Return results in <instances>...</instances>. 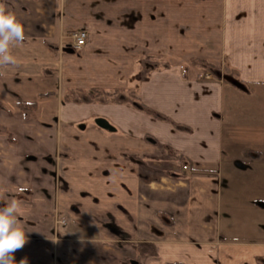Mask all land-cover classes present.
<instances>
[{
    "label": "crops",
    "instance_id": "1",
    "mask_svg": "<svg viewBox=\"0 0 264 264\" xmlns=\"http://www.w3.org/2000/svg\"><path fill=\"white\" fill-rule=\"evenodd\" d=\"M4 2L17 264H264V0Z\"/></svg>",
    "mask_w": 264,
    "mask_h": 264
},
{
    "label": "clouds",
    "instance_id": "2",
    "mask_svg": "<svg viewBox=\"0 0 264 264\" xmlns=\"http://www.w3.org/2000/svg\"><path fill=\"white\" fill-rule=\"evenodd\" d=\"M24 41L23 24L9 10L4 0H0V67L17 64L11 50L22 46ZM19 208V201L0 189V264H17L14 253L27 243ZM19 264H27V261L21 260Z\"/></svg>",
    "mask_w": 264,
    "mask_h": 264
},
{
    "label": "built area",
    "instance_id": "3",
    "mask_svg": "<svg viewBox=\"0 0 264 264\" xmlns=\"http://www.w3.org/2000/svg\"><path fill=\"white\" fill-rule=\"evenodd\" d=\"M72 40H73V48L75 50H79V49L83 48L84 45L86 44L87 33L85 31L76 32L72 35ZM203 78L206 80L211 79L208 75H204ZM184 169L188 170L187 167H184ZM57 223H58V225H63V224H65V221L59 220Z\"/></svg>",
    "mask_w": 264,
    "mask_h": 264
},
{
    "label": "water",
    "instance_id": "4",
    "mask_svg": "<svg viewBox=\"0 0 264 264\" xmlns=\"http://www.w3.org/2000/svg\"><path fill=\"white\" fill-rule=\"evenodd\" d=\"M97 125L102 128V129H105V130H110V131H113L114 129H112V127L108 124L107 121L103 120V119H100L97 121Z\"/></svg>",
    "mask_w": 264,
    "mask_h": 264
},
{
    "label": "rangeland",
    "instance_id": "5",
    "mask_svg": "<svg viewBox=\"0 0 264 264\" xmlns=\"http://www.w3.org/2000/svg\"><path fill=\"white\" fill-rule=\"evenodd\" d=\"M183 72H185L186 70L184 68H181Z\"/></svg>",
    "mask_w": 264,
    "mask_h": 264
},
{
    "label": "trees",
    "instance_id": "6",
    "mask_svg": "<svg viewBox=\"0 0 264 264\" xmlns=\"http://www.w3.org/2000/svg\"><path fill=\"white\" fill-rule=\"evenodd\" d=\"M70 49H71V47H70ZM98 94H102V93H98ZM143 109V108H142Z\"/></svg>",
    "mask_w": 264,
    "mask_h": 264
},
{
    "label": "flooded vegetation",
    "instance_id": "7",
    "mask_svg": "<svg viewBox=\"0 0 264 264\" xmlns=\"http://www.w3.org/2000/svg\"><path fill=\"white\" fill-rule=\"evenodd\" d=\"M58 218V217H57Z\"/></svg>",
    "mask_w": 264,
    "mask_h": 264
}]
</instances>
